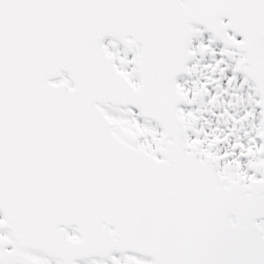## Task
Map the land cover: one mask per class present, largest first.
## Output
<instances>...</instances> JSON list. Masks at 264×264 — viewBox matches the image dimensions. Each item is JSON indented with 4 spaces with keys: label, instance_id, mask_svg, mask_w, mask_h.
Returning <instances> with one entry per match:
<instances>
[{
    "label": "snow or ice",
    "instance_id": "1",
    "mask_svg": "<svg viewBox=\"0 0 264 264\" xmlns=\"http://www.w3.org/2000/svg\"><path fill=\"white\" fill-rule=\"evenodd\" d=\"M0 264H264V0H0Z\"/></svg>",
    "mask_w": 264,
    "mask_h": 264
}]
</instances>
